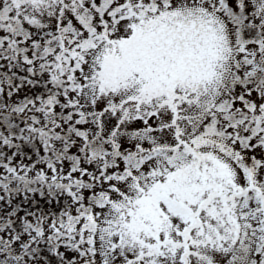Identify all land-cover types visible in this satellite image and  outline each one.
<instances>
[{"label":"snow or ice","instance_id":"6c2138e0","mask_svg":"<svg viewBox=\"0 0 264 264\" xmlns=\"http://www.w3.org/2000/svg\"><path fill=\"white\" fill-rule=\"evenodd\" d=\"M0 264H264V0H0Z\"/></svg>","mask_w":264,"mask_h":264}]
</instances>
